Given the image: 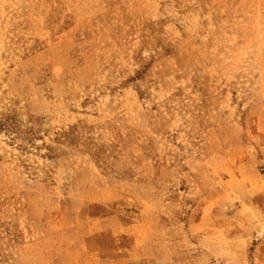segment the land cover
<instances>
[{
  "label": "rangeland",
  "instance_id": "374dc122",
  "mask_svg": "<svg viewBox=\"0 0 264 264\" xmlns=\"http://www.w3.org/2000/svg\"><path fill=\"white\" fill-rule=\"evenodd\" d=\"M0 264H264V0H0Z\"/></svg>",
  "mask_w": 264,
  "mask_h": 264
}]
</instances>
